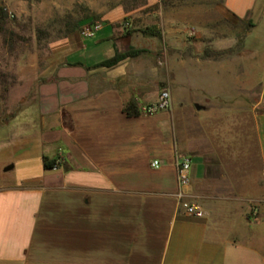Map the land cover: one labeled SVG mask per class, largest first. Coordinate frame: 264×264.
Listing matches in <instances>:
<instances>
[{"label": "crops", "instance_id": "0c3cea01", "mask_svg": "<svg viewBox=\"0 0 264 264\" xmlns=\"http://www.w3.org/2000/svg\"><path fill=\"white\" fill-rule=\"evenodd\" d=\"M222 10L240 31L189 39L162 8L117 6L94 37L52 43L28 102L0 121V264H264V0ZM131 49L144 51L101 65ZM163 89L170 107L143 113Z\"/></svg>", "mask_w": 264, "mask_h": 264}, {"label": "rangeland", "instance_id": "374dc122", "mask_svg": "<svg viewBox=\"0 0 264 264\" xmlns=\"http://www.w3.org/2000/svg\"><path fill=\"white\" fill-rule=\"evenodd\" d=\"M223 1L160 0L147 6V0H0V10L6 12L4 19L0 14V121H12L28 102L50 63L52 43L63 38L68 27L79 19L92 16L91 22L98 21L117 6L145 12L162 8L168 19L178 21L186 29L189 39L201 28L231 35L240 31L243 24L222 10ZM92 42L95 39L85 45ZM8 155L6 151L0 153V171Z\"/></svg>", "mask_w": 264, "mask_h": 264}, {"label": "built area", "instance_id": "2783aa9c", "mask_svg": "<svg viewBox=\"0 0 264 264\" xmlns=\"http://www.w3.org/2000/svg\"><path fill=\"white\" fill-rule=\"evenodd\" d=\"M103 23L100 21L89 22L84 24L80 32L84 38L94 37L99 30H101ZM171 105V94L168 89H163L158 99L151 104L144 105L141 107V111L145 114H153L161 110L168 109ZM159 160H154L152 166L159 167ZM177 170H178V181L180 186H185L189 183L190 172L192 168V159L189 156H181L176 161ZM181 207L185 212L190 216L203 217L205 215L204 209L200 206L199 203L190 201L188 199H182Z\"/></svg>", "mask_w": 264, "mask_h": 264}, {"label": "trees", "instance_id": "16d2710c", "mask_svg": "<svg viewBox=\"0 0 264 264\" xmlns=\"http://www.w3.org/2000/svg\"><path fill=\"white\" fill-rule=\"evenodd\" d=\"M126 11H130V8H125ZM0 14H1V19H4L6 16V12L3 8H1L0 10ZM92 16H86L85 18L79 19L78 21H76L73 25H71L70 27H68V29L66 30V34L64 37L68 36L70 33L77 31L78 27L81 26L82 24L86 23V22H91L92 20ZM143 33L146 35H152V36H159L162 37V33L160 30H158L155 26H147L145 27L143 30ZM144 50L141 49H131L129 51L126 52H122V53H117L114 57L107 59L105 61H103L101 63V65L103 66H114L117 63H119L121 60L129 57V56H135L138 55L139 53L143 52ZM209 50H206V55H209ZM124 111L126 112V114L128 116H138L141 114L140 108L139 106L135 103V102H129L125 105L124 107ZM58 162H57V158H49V157H44V165L46 168H53L55 166H58Z\"/></svg>", "mask_w": 264, "mask_h": 264}]
</instances>
